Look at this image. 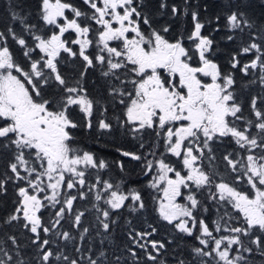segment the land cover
<instances>
[{
    "label": "snow or ice",
    "instance_id": "obj_1",
    "mask_svg": "<svg viewBox=\"0 0 264 264\" xmlns=\"http://www.w3.org/2000/svg\"><path fill=\"white\" fill-rule=\"evenodd\" d=\"M83 3L90 13L66 0H39L37 16L47 27V35L38 34L37 26L29 23L30 12L14 9L10 19L20 33L12 25L0 30V159L4 160L0 196L7 193L9 184L16 193L15 207L3 223L18 225L30 234L29 245H22L16 235L0 241V264H32L25 253L29 246L38 255L36 264H109L104 245L112 243L111 232L119 219L113 214L146 209L141 191L135 188L125 191L121 183L99 176L95 183L86 180L87 169L103 170L108 164L72 146V130L81 127L119 131L138 142L136 151H116L140 162L144 176L149 177L147 187L162 193L153 197L159 219L196 241L188 257L179 253L174 257L175 264H249L244 253H252L253 248L245 245V238L264 256V107H258L264 105V95L251 98L249 108L255 119L246 118L233 71L249 76L258 69L259 84L264 88V23L231 54V70L225 71L211 58L217 42L204 34L206 24L212 21L202 20L198 10L189 11L193 8L189 0H183V7L170 6L173 17L190 15L192 21L187 36L181 34L174 40L164 35L170 26L159 30L151 26L141 10L143 0ZM260 4L264 6V0ZM159 7L168 9L167 0H161ZM250 7L249 0H227L223 14L215 16L213 30L221 31L223 20L224 39L234 42L237 34L256 28L246 11ZM142 25L148 27L147 32ZM69 32L74 33V39L65 37ZM114 41L119 44L112 46ZM12 44L19 48L23 63L14 55ZM37 52L39 55H34ZM62 53L82 62L79 77L71 83L59 67ZM244 55L252 58L242 63L239 57ZM194 57L197 65L192 62ZM90 69L100 70L108 95L123 106L122 117H116L115 123L107 118L93 122L100 102L83 84ZM256 82L253 79L249 84ZM107 111L104 107L101 116ZM74 112L81 115L80 121ZM145 133L156 139L141 152L146 148ZM226 138L242 152H228L222 159L235 174V183H246L248 191L226 182L217 169L213 146ZM161 147L163 151L158 153ZM168 156L175 157L180 167ZM115 163L125 170L123 161ZM90 194L91 208L78 209L76 202L88 200ZM201 194L208 203L198 198ZM101 202L106 207H101ZM45 209L51 212L47 221L42 215ZM93 209L94 223L84 226L86 213ZM211 210L217 219H208ZM65 221L78 237L61 230ZM126 224L131 241L126 251L134 264L140 261L137 249L151 264H166L158 260L166 243L153 239L157 227L148 224L137 230L131 227V220ZM53 235L64 246L73 243L76 256L67 255L61 243L48 238ZM97 238L101 246L98 254ZM114 259L115 264H122L121 256Z\"/></svg>",
    "mask_w": 264,
    "mask_h": 264
},
{
    "label": "trees",
    "instance_id": "obj_2",
    "mask_svg": "<svg viewBox=\"0 0 264 264\" xmlns=\"http://www.w3.org/2000/svg\"><path fill=\"white\" fill-rule=\"evenodd\" d=\"M66 2L73 4L82 11H86L89 13L91 12V9H89L88 6L83 3V0H66ZM38 3L39 0H11L12 7H10V0H0V30H5L7 26L12 25L13 27H16L17 32L20 33L21 30L19 26L15 25L14 22L10 19V13L14 9L18 12H30L31 16L29 19V23L35 24L37 26L38 34L47 35V27L43 25L42 21H40L37 16ZM160 3L161 0H143L141 10L145 15L149 17L151 26L153 28H156L157 30L161 29L164 26H170V31L164 34L170 40L176 39L181 34L186 37L188 32L192 28L190 15L186 16L181 14L177 17H173L170 13V6L172 4H176L180 7H183V0H167L169 8L164 10L160 9ZM189 3L193 5V8L189 9V11L198 10L200 12L202 20H204L205 22L209 20L212 21V23L206 24V28L204 29V34L210 35L217 42L214 55L211 58L214 59L223 70H231L228 63L231 54L237 51L242 43H247L250 32L257 31L261 23H264V6H261L260 0H249L251 7L246 9V11H248L249 16L255 21L256 28L252 30L245 29L244 34H237L236 40L234 42H229L224 39V37L227 35V32L223 29V20L220 21L221 31L216 32L213 30L216 27L215 16L223 14L224 5L227 3V0H189ZM197 6H199L198 9ZM93 26L96 27L95 25ZM142 28L146 32L148 31L147 26L142 25ZM40 29H43V31L40 32ZM65 37L68 39V33H66ZM187 42L188 41L185 40V43ZM29 43L31 44L33 43V41L29 39ZM11 46L16 58L23 63V58L20 55L19 48L14 44H12ZM75 49L76 48H74V50ZM92 51H95V49H92ZM34 55L38 56L39 53L37 52ZM251 58V55H244L239 57L242 63L249 61ZM81 64L82 62L78 58L72 59L68 57L66 53L61 54V62L59 64V67L62 74L65 75L70 83L79 77ZM233 71H235V77L237 81L235 86L236 92L239 100L243 103L244 106L243 114L246 118L255 119L251 115L249 103L253 96L264 95V88H261L258 80L259 70H255L249 76H244L238 70ZM89 74H91L90 71ZM89 76L87 80L83 81L84 87L87 88L90 96L96 100H98V97L102 98L105 94L104 105L109 110V112L106 113L105 118L111 120L112 111L116 107L112 106L110 102L111 99L110 97L108 98L107 92H103L104 88L106 89L107 81H105L104 85H102L103 87L101 88L98 86V84H96L95 81L89 80ZM253 79H256L257 82L255 84H249V81ZM46 97L51 98V94L46 93ZM98 105L102 106L100 103ZM258 107H264V105L258 104ZM98 109L99 108H97L96 111ZM74 118L80 121L81 115H75ZM96 121V119H93L94 123ZM253 132H255V129H253ZM72 133L74 136V139L71 142L73 147L80 149L81 152H91L95 155V157L105 160L108 164V167L103 170H89L88 174L85 177L89 183H95L97 176H99L102 180H109L114 184L121 183V186L125 191H127L129 187L141 191V194L146 203V209L142 212L133 214L130 213L127 209H123L119 213L113 214L114 218L118 216L119 219L111 232L110 239L112 243L109 244V242L106 241L104 245L109 257V264H115V256H121L122 264H134L133 258L126 251V248L131 246V241L128 239L127 235V233L130 231V228L126 224V220H131V227H134L137 230H143L147 228L148 224H152L153 226L157 227L158 232L153 237V239L160 240L166 243V250L163 251V254L160 257H158V260H163L166 262V264H175L174 257L178 253L182 256L188 257L190 255L191 248L196 245V241L191 237H186L176 232L172 228V226L167 225L166 222L159 219V216L155 211L156 203L154 202L153 197L156 195H160V193L147 187L149 177L144 176L140 162L131 161L125 157H122L119 152L116 151L117 148L136 151L139 148L138 142L126 135L99 132L95 129L89 131L84 129L83 127L72 130ZM155 139L156 138L154 137V135L145 133L146 148L141 149L140 151L146 152L147 148L152 145ZM213 150L216 155L217 169L222 174L223 179L229 184H234L238 189L242 191H248L246 183H235V174L230 172V170L226 166V163L222 159L223 155L228 152L236 153L242 152V150L238 149V147L235 146L234 143H232L231 138H226L223 143L215 144L213 146ZM162 151L163 147L158 149V153ZM257 155H259V150H257ZM148 158L152 159L151 156H149ZM167 159L170 162L174 163L177 168L180 167L175 157L168 156ZM116 161L124 162L125 170L123 172L117 167V164L115 163ZM205 166L207 167V165ZM3 170L4 160L0 159V172H2ZM216 179L219 180L220 177H216ZM73 194H75V191L73 192ZM198 198L201 199L204 203H208V201L205 199L204 194L199 195ZM15 199V187L12 184H9L7 193L3 196H0V241L7 240V237L9 235H16L22 245H29V233L21 229L18 225H5L3 223L4 218L7 217L15 207V204L13 203ZM92 203L93 201L90 194L88 200H78L76 202V207L83 210L86 205L91 208ZM101 207H106V205H103V203L101 202ZM229 211H231V209H229ZM42 215L45 221L51 218V212L48 209L43 210ZM207 217L209 220H215L217 219V214L214 210H211L207 214ZM94 219L95 210L93 209L92 211L86 213V216L84 218V226L92 225L94 223ZM61 230L71 231L73 235L78 237V232L72 228L71 224L68 221L63 222V228ZM95 231V229H92V236H95ZM48 238L56 241L57 243H61V246L64 247V251L67 255L72 257L76 256L73 243H68L66 246H64L62 242L57 241L55 235ZM169 241H171V243H169ZM245 245L253 248L252 253H244V255L248 258L249 264H264V256H261L259 252L256 251L255 245L249 244L247 238H245ZM84 246H87L86 242ZM53 247H55V244L53 245ZM100 247L101 246L99 244V238H97L95 243L97 254ZM137 251L140 257L139 264H151L150 261H147L145 259L144 253L141 250L137 249ZM25 253L26 258L31 260L32 264H36L38 255L35 248L29 246L25 249Z\"/></svg>",
    "mask_w": 264,
    "mask_h": 264
},
{
    "label": "flooded vegetation",
    "instance_id": "obj_3",
    "mask_svg": "<svg viewBox=\"0 0 264 264\" xmlns=\"http://www.w3.org/2000/svg\"><path fill=\"white\" fill-rule=\"evenodd\" d=\"M67 15L69 16V18L70 17H72V14L69 12V13H67ZM97 27V26H96ZM66 35V34H65ZM75 38V35H74V33H72V32H69L68 33V39H74ZM90 38H95V34L94 33H92V34H90ZM119 44V42L118 41H116V42H113L112 43V46H117ZM186 44V46H188L189 45V42H187V43H185ZM72 47H73V49L74 48H77V46L76 45H71ZM90 51H92V49H90ZM193 64L194 65H197L198 64V60L194 57V59H193ZM90 71V73L92 74H89V72H88V74H87V76L85 77V79H84V81L85 80H87L88 79V76H89V80H92V81H95L96 82V84H98V86L99 87H103L102 85H104V83H105V81H106V79L101 75V73H100V70L99 69H96V70H92V69H90L89 70ZM131 85L129 84V85H127V88L130 90L131 89ZM103 90V89H102ZM103 92H107V86H106V89L104 88V90H103ZM98 96V95H97ZM104 96H105V94H104ZM104 96L102 97V98H99L98 97V101L100 102V104L102 105V106H100V105H98L97 106V108H99L97 111H95V113H94V119H96V120H98V119H100V118H105V116H101V112L103 111V108L105 107V105H104V103H105V99H104ZM107 96H108V98L110 97L109 95H108V92H107ZM110 99H111V104H112V106L113 107H116L113 111H112V114H111V121H113V122H115V118L116 117H118V116H122V112H123V106H121V105H119L118 103H116L114 100H113V98L112 97H110ZM109 112V110L107 111V113ZM75 115H79L77 112H75L74 113V116ZM106 115V114H105ZM112 115H113V119H112ZM113 133H117V134H121L119 131H114ZM89 170H91V168H89V169H87V171H86V175L88 174V171Z\"/></svg>",
    "mask_w": 264,
    "mask_h": 264
},
{
    "label": "rangeland",
    "instance_id": "obj_4",
    "mask_svg": "<svg viewBox=\"0 0 264 264\" xmlns=\"http://www.w3.org/2000/svg\"><path fill=\"white\" fill-rule=\"evenodd\" d=\"M114 42H116V41H114ZM113 43V42H112ZM83 167V166H82ZM43 195V194H42ZM160 195H162V193H160ZM181 202V201H180Z\"/></svg>",
    "mask_w": 264,
    "mask_h": 264
}]
</instances>
